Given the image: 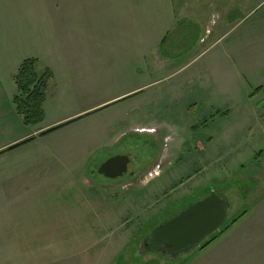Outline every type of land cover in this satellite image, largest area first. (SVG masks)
I'll return each mask as SVG.
<instances>
[{"label": "crops", "instance_id": "obj_1", "mask_svg": "<svg viewBox=\"0 0 264 264\" xmlns=\"http://www.w3.org/2000/svg\"><path fill=\"white\" fill-rule=\"evenodd\" d=\"M22 1L0 0V264L129 263L131 257L114 245L134 241L135 233L97 230L106 222L105 203L80 198L72 162L86 159L84 151H115L126 136L136 140L134 132L142 127L127 123L145 106H173L194 90L190 104L214 95V81L222 78L206 68L182 78L202 85L172 81L194 61L216 64L224 55L234 68L241 44L264 57V14L242 40L226 45V53L216 49L222 30L238 26L241 13L244 21L259 14L264 0H215L208 9L192 8L196 0H38L36 7ZM190 21L201 32L197 54L175 57L184 43L179 27ZM30 58L37 60L38 74H53L45 120L35 126L24 123L14 103L15 76ZM120 123L127 126L112 130ZM202 143L195 141L201 152ZM112 188L90 185L86 191L109 195ZM227 225L207 247L180 261L165 257L161 264H264V198ZM137 250L133 261L157 260L143 245Z\"/></svg>", "mask_w": 264, "mask_h": 264}, {"label": "rangeland", "instance_id": "obj_2", "mask_svg": "<svg viewBox=\"0 0 264 264\" xmlns=\"http://www.w3.org/2000/svg\"><path fill=\"white\" fill-rule=\"evenodd\" d=\"M36 1L32 0L33 7H36ZM22 2L26 4L30 0ZM214 2L196 0L192 8L200 5L205 9L212 8ZM257 10L259 14L248 21L242 20L246 17H243L245 13H241L238 26L234 27L235 23L225 27L221 34L224 36L216 49H223L226 53V45L233 40H242L251 26L255 28L258 15L264 14V3ZM210 18L213 21L217 19L216 16ZM185 25L177 32L184 37V43L182 47L175 48L181 52L175 57L189 55L186 58H193L197 54L201 32L194 21ZM239 48L240 58L234 68L224 55L218 63L210 65L204 64L206 58H200L172 79L177 85L190 81L195 86L198 80L183 81L182 78L205 74V68L206 72L214 71L222 80L214 81L215 93L203 97L205 102L199 105L187 102L188 98L194 97V90L190 97L186 96L173 106L160 105L157 108L148 105L135 115L134 112L129 113L134 115L131 117L134 121L127 124L136 123L142 127L134 132L136 140H133V135L126 136L115 151L98 149L94 154L93 151H84L86 159L79 158L72 162L75 170L78 168L73 183L75 181L81 189L80 198L84 201V196H87L91 202L105 203L106 222L96 226L97 230L135 233L132 234L136 236L134 241H121V245H114L122 250L121 256L126 259L131 257L130 264H140L133 261L134 256L139 253L137 249L143 239L156 226L211 192L224 195L229 203L224 226L250 212L256 202L264 198V57L250 55V49L243 44ZM194 88L191 84L188 89ZM201 97L198 99L201 100ZM127 124H114L112 130L117 132ZM196 140L204 142L205 151L197 149ZM177 149L179 152L175 155ZM118 155L128 156L131 161L124 175L110 178L99 172L104 162ZM156 159L158 161H154ZM157 165L160 169H157ZM133 174L139 180L136 187L130 183ZM110 184L113 188L109 195L97 190L86 191L90 185L99 188ZM124 185L131 186L123 188ZM108 199L111 206H108ZM220 233L217 231L218 237ZM125 238L128 239V235ZM199 248L200 245L180 254L174 261H180ZM149 253L157 260L144 264H161L165 257L170 259L168 254L157 251ZM126 261L122 264H129Z\"/></svg>", "mask_w": 264, "mask_h": 264}, {"label": "water", "instance_id": "obj_3", "mask_svg": "<svg viewBox=\"0 0 264 264\" xmlns=\"http://www.w3.org/2000/svg\"><path fill=\"white\" fill-rule=\"evenodd\" d=\"M129 162L128 156H114L100 166L99 172L117 178L127 172ZM229 208L224 195L211 192L156 226L141 245L146 251L168 254L174 260L220 230L227 220Z\"/></svg>", "mask_w": 264, "mask_h": 264}, {"label": "trees", "instance_id": "obj_4", "mask_svg": "<svg viewBox=\"0 0 264 264\" xmlns=\"http://www.w3.org/2000/svg\"><path fill=\"white\" fill-rule=\"evenodd\" d=\"M185 24H181L180 28H185ZM184 31V30H183ZM37 60L34 58L26 59L20 66L15 81L18 87V94L14 97V103L17 112L22 117L24 123L29 126H35L45 120L44 104L47 99V87L49 81L53 77L50 70H46L43 74L39 75L36 71ZM55 129L49 130L43 134H48ZM31 140V139H30ZM30 140L24 141L15 147H18ZM241 217V216H240ZM240 217L232 221L236 222ZM228 225L222 227L227 228ZM222 229V230H223ZM221 230V231H222ZM221 231H218L221 232ZM218 237L217 232L204 240L200 247L205 248L210 245Z\"/></svg>", "mask_w": 264, "mask_h": 264}, {"label": "built area", "instance_id": "obj_5", "mask_svg": "<svg viewBox=\"0 0 264 264\" xmlns=\"http://www.w3.org/2000/svg\"><path fill=\"white\" fill-rule=\"evenodd\" d=\"M157 169H160V166L159 165H157Z\"/></svg>", "mask_w": 264, "mask_h": 264}, {"label": "flooded vegetation", "instance_id": "obj_6", "mask_svg": "<svg viewBox=\"0 0 264 264\" xmlns=\"http://www.w3.org/2000/svg\"><path fill=\"white\" fill-rule=\"evenodd\" d=\"M130 164H131V161L128 163V167H129Z\"/></svg>", "mask_w": 264, "mask_h": 264}]
</instances>
